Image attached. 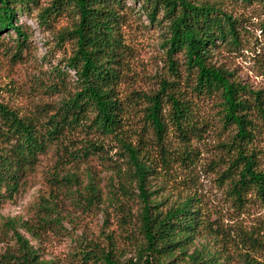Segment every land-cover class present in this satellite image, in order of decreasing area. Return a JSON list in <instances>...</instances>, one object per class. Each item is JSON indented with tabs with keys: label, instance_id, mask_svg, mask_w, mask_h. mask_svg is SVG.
I'll return each instance as SVG.
<instances>
[{
	"label": "trees",
	"instance_id": "obj_1",
	"mask_svg": "<svg viewBox=\"0 0 264 264\" xmlns=\"http://www.w3.org/2000/svg\"><path fill=\"white\" fill-rule=\"evenodd\" d=\"M133 2L0 0V62L31 68L28 106L16 102L18 88L8 102L0 96V209L41 185L29 217L0 213V264H262L257 228L214 217L198 194L161 198L153 181L177 180V167L197 165L198 144L213 130L201 108L212 102L229 133L218 145V178L239 216L252 203L264 209V89L217 59L245 42L244 20L232 10L264 0ZM141 14L162 32L166 71L151 89L133 85L136 52L125 30ZM21 15L57 45L68 41L70 54L45 70ZM62 19L73 23L57 30ZM103 173L111 174L108 207ZM97 209L105 216L100 235H78ZM112 215L121 233L110 228ZM137 235L135 256L125 259L119 238ZM62 240L71 242L64 262L44 255Z\"/></svg>",
	"mask_w": 264,
	"mask_h": 264
},
{
	"label": "rangeland",
	"instance_id": "obj_2",
	"mask_svg": "<svg viewBox=\"0 0 264 264\" xmlns=\"http://www.w3.org/2000/svg\"><path fill=\"white\" fill-rule=\"evenodd\" d=\"M52 0H42V5L47 6ZM127 4L133 5V0H127ZM236 16L243 18V27L248 32L244 34V44L237 49L228 51L222 50L217 59L225 63L226 67L234 71L237 77L245 84L251 86L256 90L264 89V31L260 29V22L264 21V7L258 5H242L237 6L232 10ZM72 20L75 22L76 17L72 15ZM71 19H62L57 24V30L64 28L72 22ZM20 22H23L33 28V35L31 37L33 58L34 60L43 62V68L48 70L51 65L56 66L58 60L67 57L71 52V44L67 41L65 45H57L55 36L49 31H43L42 28L35 22L34 19L26 15H21ZM72 22V23H73ZM129 28H126L127 40L135 48V69L136 73L133 85L142 89H151L156 86L158 75H162L164 69L165 56L161 49L162 32L155 30L150 26V22L141 14L137 18V23ZM149 28V29H148ZM3 59L0 62V96L5 102L11 100L15 90H22L23 95L17 99V103L23 106H28L29 102L26 98L28 94V86L26 84L31 68L29 63L26 67H20V72L13 70L8 66ZM12 69V70H11ZM23 88V89H22ZM203 110V111H202ZM201 111L210 119V125L213 130L207 137L199 143V151L201 158L196 166L191 169L185 167H177L178 179L165 181L163 183L160 178L153 181L158 184V195L161 198L175 201L179 198L185 197L189 194H198L203 201L205 208L209 213H214V217L219 216L227 222L234 224L236 222L233 218L240 219L247 227L257 228L264 236V209L258 203L248 205L245 211L239 216L236 209L233 207L231 197L228 195L225 185L218 178L216 171V162L220 156L221 148L219 143L226 141L228 132L220 128V123L216 115V109L212 102L206 103L202 106ZM258 144L264 151V134L259 136ZM98 179L100 180V187L103 191V207H108L111 185V174L103 173ZM41 185H37L27 192L16 204H7L0 209V213L4 216H24L29 217L30 206L33 204L39 195ZM137 208V207H136ZM112 208H110L111 212ZM112 214V213H111ZM84 216H82L83 218ZM110 228L118 229V218L110 216ZM105 223V216L101 210L97 209L95 212L85 216L79 225L77 234L81 235L84 232L93 233V235H100L102 226ZM138 236V235H137ZM98 238V237H97ZM141 239L140 236L133 241L129 237L119 238V245L124 253V258L129 259L135 256V248L137 242ZM133 242V243H132ZM12 244V243H11ZM71 242L67 240L56 241L48 249L44 251L46 257L60 259L64 262L66 254L70 251ZM6 245L0 248H5ZM264 264V258H261Z\"/></svg>",
	"mask_w": 264,
	"mask_h": 264
}]
</instances>
